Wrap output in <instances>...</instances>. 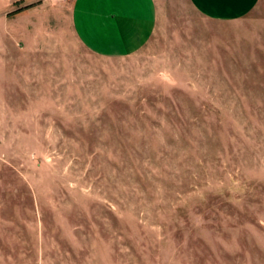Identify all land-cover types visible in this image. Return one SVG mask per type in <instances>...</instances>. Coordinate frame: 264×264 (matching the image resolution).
<instances>
[{"label":"rangeland","instance_id":"obj_1","mask_svg":"<svg viewBox=\"0 0 264 264\" xmlns=\"http://www.w3.org/2000/svg\"><path fill=\"white\" fill-rule=\"evenodd\" d=\"M55 5L0 1V264H264V0L108 57Z\"/></svg>","mask_w":264,"mask_h":264},{"label":"crops","instance_id":"obj_2","mask_svg":"<svg viewBox=\"0 0 264 264\" xmlns=\"http://www.w3.org/2000/svg\"><path fill=\"white\" fill-rule=\"evenodd\" d=\"M1 1V0H0ZM24 19L56 3L75 39L101 56H123L138 50L154 32L162 0H9ZM202 16L235 21L255 9L260 0H188ZM56 17V18H57ZM58 20V19H57ZM60 23V22H59Z\"/></svg>","mask_w":264,"mask_h":264}]
</instances>
